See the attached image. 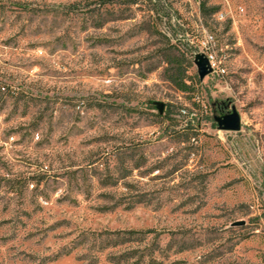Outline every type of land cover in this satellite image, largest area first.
<instances>
[{
  "label": "rangeland",
  "instance_id": "374dc122",
  "mask_svg": "<svg viewBox=\"0 0 264 264\" xmlns=\"http://www.w3.org/2000/svg\"><path fill=\"white\" fill-rule=\"evenodd\" d=\"M123 1L0 0V264H264V0Z\"/></svg>",
  "mask_w": 264,
  "mask_h": 264
},
{
  "label": "trees",
  "instance_id": "16d2710c",
  "mask_svg": "<svg viewBox=\"0 0 264 264\" xmlns=\"http://www.w3.org/2000/svg\"><path fill=\"white\" fill-rule=\"evenodd\" d=\"M111 4L116 2H109ZM122 4H128V5H136L137 0H124L123 2H120ZM173 50V51H172ZM165 57V67H164V73L166 80L178 91L180 92H187L189 91L192 85L191 78L187 76V70L191 66L190 62L184 57V55L177 50L173 49V47H169V50L167 53H164ZM188 82L190 84H188ZM195 105V104H193ZM162 121L168 120L173 121L172 119H169V116L164 114L162 118ZM141 200H138L136 203H141ZM131 206H126L125 209H130ZM149 233V231L145 232ZM135 232H129L127 235H129V238H127V241H137L136 238H131L133 235H136Z\"/></svg>",
  "mask_w": 264,
  "mask_h": 264
},
{
  "label": "water",
  "instance_id": "95a60500",
  "mask_svg": "<svg viewBox=\"0 0 264 264\" xmlns=\"http://www.w3.org/2000/svg\"><path fill=\"white\" fill-rule=\"evenodd\" d=\"M193 64L196 67V73L200 81H202L206 76H208L212 72L209 62L204 55L195 56ZM155 107L158 113L162 114L164 105L161 103H156ZM214 121L218 130L224 132H238L241 127L239 115L234 108H232L230 113L226 115L215 117ZM238 225L239 224L237 223L234 224V226Z\"/></svg>",
  "mask_w": 264,
  "mask_h": 264
},
{
  "label": "built area",
  "instance_id": "2783aa9c",
  "mask_svg": "<svg viewBox=\"0 0 264 264\" xmlns=\"http://www.w3.org/2000/svg\"><path fill=\"white\" fill-rule=\"evenodd\" d=\"M207 58V57H206ZM208 62H209V65L211 67V69L213 70V67H214V62H213V58L209 57L207 58Z\"/></svg>",
  "mask_w": 264,
  "mask_h": 264
}]
</instances>
